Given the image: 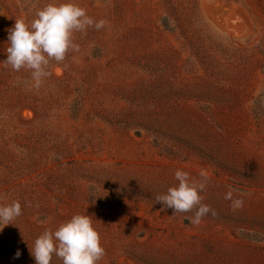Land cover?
Segmentation results:
<instances>
[{"label": "rangeland", "instance_id": "obj_1", "mask_svg": "<svg viewBox=\"0 0 264 264\" xmlns=\"http://www.w3.org/2000/svg\"><path fill=\"white\" fill-rule=\"evenodd\" d=\"M67 2L107 24L37 89L3 63L9 30ZM177 170L205 185L199 225L155 202ZM0 197L22 207L0 264H35V239L77 214L97 264H264V0H0Z\"/></svg>", "mask_w": 264, "mask_h": 264}, {"label": "clouds", "instance_id": "obj_2", "mask_svg": "<svg viewBox=\"0 0 264 264\" xmlns=\"http://www.w3.org/2000/svg\"><path fill=\"white\" fill-rule=\"evenodd\" d=\"M35 15L30 24L19 19L9 30L10 46L3 63L14 71L22 68L30 70L31 79L38 89L49 75L46 69L50 61L63 62L70 49L79 50V45L73 42L74 33H85L91 27L99 31L107 21H95L84 8L72 2L49 3ZM175 179L179 182L178 186L169 187L166 194L156 197L155 202L172 209L173 216L177 213L183 215L184 220L192 225H199L210 211L215 215L207 205L202 204L200 192L204 190L203 183L192 182L190 174L182 170L175 172ZM233 191L229 189L225 199L231 200ZM242 205L243 201L237 199L232 206L239 208ZM189 213L192 215L189 216ZM20 215L22 207L19 201L0 205V229L12 224ZM30 252L35 264H50L53 255L60 258L63 264H97L105 254L91 216L80 214L72 216L55 231L45 230L35 239ZM20 255L17 250L15 258Z\"/></svg>", "mask_w": 264, "mask_h": 264}]
</instances>
